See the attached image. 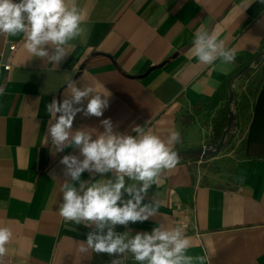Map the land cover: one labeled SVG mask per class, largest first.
I'll return each instance as SVG.
<instances>
[{"label": "crops", "instance_id": "0c3cea01", "mask_svg": "<svg viewBox=\"0 0 264 264\" xmlns=\"http://www.w3.org/2000/svg\"><path fill=\"white\" fill-rule=\"evenodd\" d=\"M77 4L89 29L87 43L72 42L74 49L58 65L31 58L22 35H0L4 88L0 226L13 232L3 264L94 262V252L78 251L92 229L59 216L65 179L59 161L63 155L79 156L78 149L54 152L50 140L45 143L50 122L46 105L68 95L65 84L70 78L78 87L110 93L102 116L78 113L73 130L102 132L101 119H110L115 132L131 133L133 126L141 125L164 140L176 130L180 142L173 150L216 144L215 128L225 118L232 90L231 131L242 129L243 135L236 156L223 154L226 169L210 168L220 157L217 154L180 156L177 167L164 172L145 198L148 202L156 196L159 215L129 223L118 233L150 232L159 223L187 224L192 244L188 254L194 264L201 263L196 259L201 256L209 264H264V79L254 78L257 70H264V59L255 63L264 57V4L260 0L247 7L248 0H77ZM201 27L220 32L225 46L236 51L235 63L224 66L225 71L190 58L194 33ZM254 83L259 85L251 91ZM239 91L245 95L240 97ZM100 178L87 171L81 177ZM116 258L109 256L108 264ZM126 264H134L131 257Z\"/></svg>", "mask_w": 264, "mask_h": 264}, {"label": "clouds", "instance_id": "9594fccd", "mask_svg": "<svg viewBox=\"0 0 264 264\" xmlns=\"http://www.w3.org/2000/svg\"><path fill=\"white\" fill-rule=\"evenodd\" d=\"M252 2L248 0L246 7ZM260 2L264 4V0ZM88 34L77 0H0V35H22L23 47L31 58L58 65L74 49L72 42L87 43ZM190 52V58L201 65L221 71L236 60V51L225 46L220 32L205 27L194 33ZM65 86L68 95L46 105L50 122L45 143L50 140L54 152L70 147L79 152V156L63 155L59 161L65 176L60 186L59 216L64 222L92 229L79 243L78 251L117 257L111 264H126L129 257L134 264H194L188 254L192 244L186 236L187 224L165 227L159 223L150 232L134 235L130 229L123 233L115 230L117 225L127 228L129 223L159 215L161 205L156 196L148 202L145 198L164 172L177 167L179 156L172 146L180 142V132L171 131L167 140L141 125L133 126L131 133H119L113 130L110 119L100 120L102 132L73 130L78 113L101 117L109 106L110 93L92 86L78 87L71 78ZM3 93L0 87V95ZM86 171L102 178L82 180ZM12 237L9 227L0 226V264ZM196 259L203 264L207 257Z\"/></svg>", "mask_w": 264, "mask_h": 264}, {"label": "rangeland", "instance_id": "374dc122", "mask_svg": "<svg viewBox=\"0 0 264 264\" xmlns=\"http://www.w3.org/2000/svg\"><path fill=\"white\" fill-rule=\"evenodd\" d=\"M263 66H264V64H263ZM254 78L256 79L257 82H258V80H262V82H263V79H264L263 67H262V69L260 68V70L256 71ZM257 85H259V83L253 85L251 91H255L256 88L258 87ZM246 93H249V90H247ZM239 94H240V97L245 95L244 91H241V92L239 91ZM230 134L231 135H228V137L227 136L225 137L224 143L219 150L212 149L213 154H217V157L220 156L217 159V161H213L212 166L210 167L215 172H222L226 169V167L224 165L226 158L223 156V154L232 153L234 156H236L237 155V149L242 144V142H241L242 141L241 138L243 135L242 129L238 130V131L232 130ZM229 136H231V137H229ZM239 139H240V141H238Z\"/></svg>", "mask_w": 264, "mask_h": 264}, {"label": "water", "instance_id": "95a60500", "mask_svg": "<svg viewBox=\"0 0 264 264\" xmlns=\"http://www.w3.org/2000/svg\"><path fill=\"white\" fill-rule=\"evenodd\" d=\"M261 55H264V52ZM246 68H247V66L244 67L242 70H240L239 74H241L243 71H245ZM232 99H233V91L229 90V96H228V100H227V111H228L227 125H226V128L222 132V135L220 137L218 144L208 143V144H205L204 146L197 147V148H187V149L174 150L177 152L179 157L180 156L194 155V154L203 156V155L212 153V149L219 150L222 147L226 135L231 130L232 122L234 119V113L230 109V104L232 102ZM96 259H97V253L94 252V262H96Z\"/></svg>", "mask_w": 264, "mask_h": 264}, {"label": "trees", "instance_id": "16d2710c", "mask_svg": "<svg viewBox=\"0 0 264 264\" xmlns=\"http://www.w3.org/2000/svg\"><path fill=\"white\" fill-rule=\"evenodd\" d=\"M262 59H264L263 56L258 57L255 60V63L260 62ZM263 88H264V83H263V86L261 88V91L263 90ZM225 111H226L225 118H223V120L221 122H219V124L216 125V128H215V130H216V144H218L220 137L222 135V132L226 128V125H227L228 111L226 108H225ZM233 124H234V121L232 122V126H233ZM232 126H231V129L233 128ZM230 133H231V130L226 136L230 135ZM213 155H215V154H213V153L206 154V156H208V157L213 156ZM198 156L199 155L194 154V155H188V156H183V157L194 159ZM125 198H127V197H125ZM122 228H123V226L117 225L115 230L117 232H119ZM108 262H109V255L108 254H106V253L105 254H97L96 262H93V264H108Z\"/></svg>", "mask_w": 264, "mask_h": 264}, {"label": "built area", "instance_id": "2783aa9c", "mask_svg": "<svg viewBox=\"0 0 264 264\" xmlns=\"http://www.w3.org/2000/svg\"><path fill=\"white\" fill-rule=\"evenodd\" d=\"M10 49H14V46L13 45L10 46ZM4 68L5 69H8L9 67L8 66H5ZM199 264H201V263H199ZM203 264H209V263L207 261H204Z\"/></svg>", "mask_w": 264, "mask_h": 264}]
</instances>
